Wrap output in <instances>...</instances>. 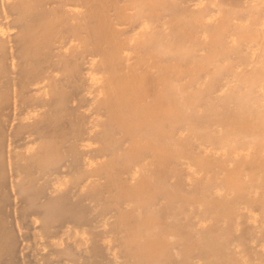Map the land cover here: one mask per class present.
<instances>
[{"label": "bare ground", "instance_id": "1", "mask_svg": "<svg viewBox=\"0 0 264 264\" xmlns=\"http://www.w3.org/2000/svg\"><path fill=\"white\" fill-rule=\"evenodd\" d=\"M204 1L0 0V264L12 204L46 264H264V0Z\"/></svg>", "mask_w": 264, "mask_h": 264}, {"label": "rangeland", "instance_id": "2", "mask_svg": "<svg viewBox=\"0 0 264 264\" xmlns=\"http://www.w3.org/2000/svg\"><path fill=\"white\" fill-rule=\"evenodd\" d=\"M207 1V0H206ZM204 1V4H206ZM243 2H246L248 0H240ZM207 4H209L207 2ZM206 4V5H207ZM219 16V15H216ZM222 16V15H220ZM218 18H221V17ZM253 66V65H252ZM252 66H247V68H252ZM226 91H224L223 93H225ZM35 112L32 111L29 113V116H34ZM10 141V140H9ZM8 141V146L11 150L14 151H20L21 150V146L26 142V138L25 135H22L18 138L15 139H11V141ZM222 149H223V153L226 152L229 153L228 148H221V150H219L220 154L218 155L220 157V155H222L225 159H228V154H222ZM227 150V151H224ZM252 150V149H250ZM250 150L248 149V151L246 152H250ZM225 155V156H224ZM234 162H232L233 164ZM232 164L230 163L228 165V167L231 168ZM237 165V163H235ZM236 165L233 164L232 168ZM227 167V170H229ZM196 168V167H193ZM231 168V170L229 171H233V169ZM237 169V168H234ZM227 171V172H229ZM234 172V171H233ZM230 173V172H229ZM228 175V174H227ZM227 175H224V181L227 177ZM70 177L69 176H65L63 177V179L57 183L56 188L57 191L59 192L62 189H66V188H70V183H69ZM75 191V190H74ZM10 214L12 217V222L14 225V228L16 230L17 236L19 238V247H18V251L16 253V262L17 264H46L42 257L44 254L50 252L52 250V244L49 241L48 237H46L43 233H40L39 236H36L34 233L37 231H41L39 224H34L31 221V217H22V215L19 213V211L16 209V207L14 206V204H12V206H10ZM252 224H254L255 222L252 221ZM80 230V229H79ZM59 238H63V240H65L66 242L70 239L67 235H62L59 237H56L55 240H58ZM75 264H80V263H75Z\"/></svg>", "mask_w": 264, "mask_h": 264}]
</instances>
